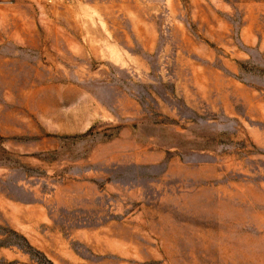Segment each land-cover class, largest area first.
<instances>
[{
	"label": "rangeland",
	"instance_id": "rangeland-1",
	"mask_svg": "<svg viewBox=\"0 0 264 264\" xmlns=\"http://www.w3.org/2000/svg\"><path fill=\"white\" fill-rule=\"evenodd\" d=\"M0 264H264V0L1 4Z\"/></svg>",
	"mask_w": 264,
	"mask_h": 264
},
{
	"label": "built area",
	"instance_id": "built-area-1",
	"mask_svg": "<svg viewBox=\"0 0 264 264\" xmlns=\"http://www.w3.org/2000/svg\"><path fill=\"white\" fill-rule=\"evenodd\" d=\"M7 2H8V0H0V5L4 4V3H7Z\"/></svg>",
	"mask_w": 264,
	"mask_h": 264
}]
</instances>
